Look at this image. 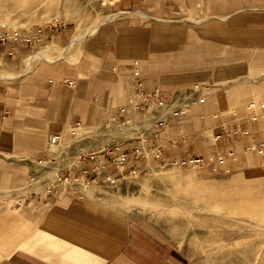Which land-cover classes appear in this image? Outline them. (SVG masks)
Masks as SVG:
<instances>
[{
	"label": "crops",
	"instance_id": "obj_1",
	"mask_svg": "<svg viewBox=\"0 0 264 264\" xmlns=\"http://www.w3.org/2000/svg\"><path fill=\"white\" fill-rule=\"evenodd\" d=\"M141 6V19L105 22L63 58H55L54 49L71 38L60 25L45 29L31 47L0 46V202L7 191L25 195L28 205L66 198L61 187H54L51 195L43 193L50 182L44 174L55 163L42 168L38 161H51V136L59 135L61 142L76 125L84 132H108L107 145L130 155L126 172L138 174L173 161L208 160L229 151L237 155L264 143V111L254 122L239 111L264 85V0H143ZM45 47L53 60L33 62L25 71V59ZM11 49L13 56L8 55ZM195 85L210 86L202 105L193 103L195 96L187 98ZM155 90L165 106H155L153 99L146 111L143 94ZM187 104L185 114L173 115ZM134 149L141 155L134 156ZM88 164L77 160L57 172L78 175ZM106 170L115 168L108 164ZM32 176L36 182L29 181ZM85 209L78 205L42 218L23 209H1L0 250L7 255L25 251L39 264H196L159 232L132 222L117 225ZM102 221L108 229L127 231L124 243L121 237L102 241ZM38 226L87 251L72 256L32 238L28 232Z\"/></svg>",
	"mask_w": 264,
	"mask_h": 264
},
{
	"label": "rangeland",
	"instance_id": "obj_2",
	"mask_svg": "<svg viewBox=\"0 0 264 264\" xmlns=\"http://www.w3.org/2000/svg\"><path fill=\"white\" fill-rule=\"evenodd\" d=\"M142 2L0 0V31L16 30L21 34H31L37 29L45 30L60 25L67 28L72 39L77 32L82 35L97 21L121 12L124 13L111 21L141 19L139 15L144 13ZM136 12L137 15L134 14ZM69 42L54 50L64 49ZM79 46L81 42L74 44L67 55L75 53ZM45 49L49 47L39 49L34 54ZM55 58H58L57 54ZM30 67L26 69L24 61L25 71ZM263 98L264 85L251 93L244 102L243 110L239 111L244 112L249 103L261 102ZM262 117L259 115L258 118ZM81 130H76V135L70 136L67 129L62 141L51 147L55 163L53 174L57 169L79 159L82 161L85 156L108 146V132ZM235 159L230 173L226 175L166 166L151 173L124 175L113 185L98 182L83 189L70 182L65 188L66 198L56 203H19L25 195L17 196L7 191L0 202V210L23 209L25 213L42 218L43 214L52 211L67 213L78 205H84L86 212L100 213L102 217L114 220L117 225L132 222L149 231L159 232L196 264H264V156L240 150ZM53 174L48 177L49 181ZM52 204H58L60 208L56 209ZM8 228L1 230L7 232ZM28 233L32 238L72 256H82L87 251L66 244L39 226ZM126 235L127 231L124 234L118 228L116 231L108 229L102 221L100 239L105 243L112 242L114 237H121L124 243ZM5 262L39 264L34 256L25 251L7 255L0 250V264Z\"/></svg>",
	"mask_w": 264,
	"mask_h": 264
},
{
	"label": "built area",
	"instance_id": "obj_3",
	"mask_svg": "<svg viewBox=\"0 0 264 264\" xmlns=\"http://www.w3.org/2000/svg\"><path fill=\"white\" fill-rule=\"evenodd\" d=\"M52 27V26H50ZM44 30L37 29L34 33L31 34H21L16 30L11 31H0V46L12 44V45H25L31 47L33 43L40 41V36ZM9 56H13V49L8 52ZM138 76V71L136 69L133 70V77ZM72 86V82L68 83ZM140 83L137 84L136 87H139ZM210 91V86L207 85H195L193 86L188 94L187 98L196 97L193 101L194 104L202 105L205 103L206 94ZM154 99L153 103L155 106L159 108H163L165 106V101L163 98L158 96V91L155 90L153 93L143 94V101H144V109L148 111L151 101ZM189 105H184L173 112V115L178 117L183 115L187 112ZM264 111V98L261 102L249 103L246 108L245 112L247 115V120L250 122H254L258 119L259 115ZM79 129V126H73L69 128V135L75 136L76 130ZM238 132H233L231 135H236ZM242 134L247 135L248 132L245 131ZM220 138V135L214 137V141H217ZM50 146V154L52 153L51 147L57 146L60 143V136L54 135L51 136L49 141ZM246 152L255 153L259 156H264V143L261 144H254L249 145L244 149ZM134 156H139L141 153L134 149L133 151ZM129 154H121L119 153V147L117 145H108L106 148L98 152H93L83 158V160H87L89 164L83 167L78 175L67 171L66 174L61 175L58 174L56 171L54 174L51 172H47L44 174L45 176L52 175V179L50 180L49 184H47L44 189L43 193L45 195H51L54 187H61L65 189L70 182L75 183L80 188H89L98 182H105L107 184L113 185L118 180L123 178L124 175H135L138 174L135 170L130 172H126L124 169L125 163L129 160ZM236 153L234 151H229L224 155H216L214 157L209 158L208 160H204L201 157L192 158L188 160H180V161H173L169 164V166L176 167V168H192L197 171L206 170L207 173L211 175H219L223 174L226 175L231 171V165L235 162ZM82 160V161H83ZM49 160L38 161V164L41 165L42 168H47V165L51 163ZM80 161V159H79ZM81 162V161H80ZM108 164H112L115 168L114 172H108L106 170V166ZM30 182H36V177L32 176L29 178ZM19 203H23V201H19ZM10 204H13V201H10Z\"/></svg>",
	"mask_w": 264,
	"mask_h": 264
},
{
	"label": "bare ground",
	"instance_id": "obj_4",
	"mask_svg": "<svg viewBox=\"0 0 264 264\" xmlns=\"http://www.w3.org/2000/svg\"><path fill=\"white\" fill-rule=\"evenodd\" d=\"M124 12H121L119 14H115V15H112V16H108L107 18H105L104 20H101L100 22H94L95 24H91L92 26L90 27V29L88 31H86L84 34L82 35H79V33L77 32L71 39V41L69 42V44L67 45V47H65L64 49H61V50H56L57 53H54V54H57L58 58H63L66 54H68V52L71 50V48H73V45L74 44H78L80 43L81 41H83V39L88 36V35H91L93 34L96 29L104 24L105 22H109L111 20H113L116 16L120 15V14H123ZM129 14V13H128ZM145 16V15H144ZM50 49V48H49ZM49 49H45V50H42L40 52H37L36 54L30 56L29 58H27L25 60V67L26 69H28L30 67V65L36 61V60H39V59H46L48 62H51V55H49L48 53V50ZM53 49V48H52ZM51 50V49H50ZM3 76V75H2ZM14 77V76H13Z\"/></svg>",
	"mask_w": 264,
	"mask_h": 264
}]
</instances>
